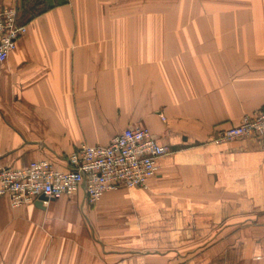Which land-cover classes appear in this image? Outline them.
I'll list each match as a JSON object with an SVG mask.
<instances>
[{
    "label": "crops",
    "instance_id": "0c3cea01",
    "mask_svg": "<svg viewBox=\"0 0 264 264\" xmlns=\"http://www.w3.org/2000/svg\"><path fill=\"white\" fill-rule=\"evenodd\" d=\"M25 31L0 63V167L147 128L146 189L11 207L0 264H264V139L214 142L264 108V0H0Z\"/></svg>",
    "mask_w": 264,
    "mask_h": 264
},
{
    "label": "built area",
    "instance_id": "2783aa9c",
    "mask_svg": "<svg viewBox=\"0 0 264 264\" xmlns=\"http://www.w3.org/2000/svg\"><path fill=\"white\" fill-rule=\"evenodd\" d=\"M25 29L15 7L0 9V63L15 49ZM247 136L264 139V108L243 116L238 125L217 132L213 141ZM167 152L147 128L129 126L106 145L81 144L64 158L65 168H57L46 158L20 168L0 167V198L7 197L11 207H19L40 196L50 200L83 190L87 202L94 204L106 191L146 189L157 173V158Z\"/></svg>",
    "mask_w": 264,
    "mask_h": 264
},
{
    "label": "water",
    "instance_id": "95a60500",
    "mask_svg": "<svg viewBox=\"0 0 264 264\" xmlns=\"http://www.w3.org/2000/svg\"><path fill=\"white\" fill-rule=\"evenodd\" d=\"M43 200H46V198L44 196H40L38 201L35 203V205L40 207L42 205Z\"/></svg>",
    "mask_w": 264,
    "mask_h": 264
}]
</instances>
